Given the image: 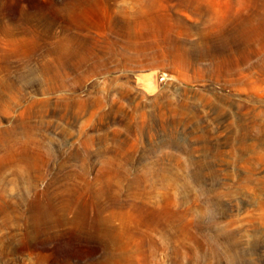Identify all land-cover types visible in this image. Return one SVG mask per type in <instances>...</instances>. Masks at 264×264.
<instances>
[{
	"label": "rangeland",
	"instance_id": "374dc122",
	"mask_svg": "<svg viewBox=\"0 0 264 264\" xmlns=\"http://www.w3.org/2000/svg\"><path fill=\"white\" fill-rule=\"evenodd\" d=\"M261 20L264 0H0V264H264Z\"/></svg>",
	"mask_w": 264,
	"mask_h": 264
},
{
	"label": "bare ground",
	"instance_id": "6f19581e",
	"mask_svg": "<svg viewBox=\"0 0 264 264\" xmlns=\"http://www.w3.org/2000/svg\"><path fill=\"white\" fill-rule=\"evenodd\" d=\"M187 4V2H186ZM185 6V5H184ZM189 7V6H188ZM197 8V7H196ZM195 9V8H194ZM228 19V18H227ZM229 20V19H228ZM264 26V21L261 20V27ZM31 141V140H30ZM35 142V141H34ZM29 145V144H28ZM32 145V144H31ZM29 147V146H28ZM6 152V151H5ZM30 153V151H29ZM18 155V154H17ZM4 156V155H3ZM33 156V155H32ZM29 158V156H27ZM18 158V157H17ZM32 160V159H30ZM40 161V160H39ZM10 162V161H9ZM27 162V161H26ZM32 162V161H31ZM34 162V161H33ZM38 162V161H37ZM30 163V161H29ZM39 165L36 164V166ZM31 167V166H30ZM40 170V169H39ZM122 170V169H121ZM117 174V173H116ZM137 176V175H136ZM138 181V180H137ZM86 182V181H85ZM88 183V182H87ZM90 183V182H89ZM88 183V184H89ZM137 183V182H136ZM135 184V183H134ZM62 195V194H61ZM63 197V196H62ZM69 197V195H68ZM70 198V197H69ZM118 198V197H116ZM62 200V199H61ZM120 200V199H119ZM63 201V200H62ZM68 201V200H67ZM61 202V201H60ZM66 202V201H65ZM64 203V202H63ZM71 204V203H70ZM63 205V204H62ZM74 206V205H73ZM95 208V207H94ZM44 210V209H43ZM47 210V209H46ZM61 211H63L61 209ZM65 212V211H64ZM88 213V212H87ZM84 214V213H83ZM100 215V214H99ZM82 216V215H81ZM45 218V217H44ZM90 218V217H89ZM97 218V217H96ZM82 219V218H81ZM94 220V219H93ZM72 221V220H71ZM50 224V223H48ZM84 225H82V230H84V234H86V237L88 240L99 244L103 250H110V249H114V240L113 238H115V236H117L116 234L113 233V230L115 228H113V226L111 224L107 225H101V224H96L91 222L90 220H84L83 222ZM41 225V224H40ZM43 226V225H42ZM51 226V225H50ZM71 226V225H70ZM139 228V227H138ZM127 229V228H126ZM184 230V228H183ZM46 232V231H45ZM67 234V233H66ZM81 239V238H80ZM210 239V238H209ZM208 239V240H209ZM213 239V238H212ZM91 244V243H90ZM113 246V247H112ZM139 247V246H138ZM214 247V246H213ZM217 249V248H216ZM118 255V254H117ZM110 263V262H109Z\"/></svg>",
	"mask_w": 264,
	"mask_h": 264
}]
</instances>
